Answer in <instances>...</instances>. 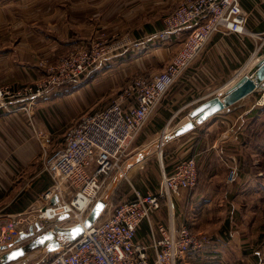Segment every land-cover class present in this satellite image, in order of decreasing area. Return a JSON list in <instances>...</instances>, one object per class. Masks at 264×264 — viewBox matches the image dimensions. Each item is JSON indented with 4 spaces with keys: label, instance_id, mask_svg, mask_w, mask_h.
Returning a JSON list of instances; mask_svg holds the SVG:
<instances>
[{
    "label": "crops",
    "instance_id": "obj_1",
    "mask_svg": "<svg viewBox=\"0 0 264 264\" xmlns=\"http://www.w3.org/2000/svg\"><path fill=\"white\" fill-rule=\"evenodd\" d=\"M182 1L184 0H0V86H8L13 91L33 86L42 77L44 70L38 63L42 56L51 63L57 56L77 45L104 37L127 43V46L117 49L109 59L80 81L45 94L31 111V120L23 110L10 113L0 109V222L34 205L44 187L39 185L42 175L46 178L45 183H52L50 175L41 170L39 161L35 160L40 153L45 154V150L51 151L61 146L70 126L84 113L110 103L134 75L144 73L151 76L166 69L176 51L187 40L191 26L174 32L165 41H149L148 49L143 52L136 50L134 43L145 40L162 28L165 16ZM13 4L22 13L8 16L7 7ZM235 10L248 16L245 32L215 33L196 61L174 83L145 126L149 130L145 132L147 137L144 136L143 142L166 127L173 130L174 136L164 144L166 165L170 166L175 160L186 157H193L198 163L200 174L197 185L183 190L173 202L174 220L178 226H192L196 223V210L200 206L203 213H210L211 203L214 198L220 197L222 184L226 185L224 174H218V170L223 171L224 162L227 163L230 142L238 141L240 130H251L253 127L257 129L258 120L260 122L264 118L260 100L262 96L257 93V86L252 87L248 96L236 100L229 107L231 109L209 115L211 98H207L218 92L236 72L248 65L264 41V0H237ZM23 16L34 24L31 26L33 29L26 31L24 36L18 27L14 26L15 31L9 28L10 20L24 22ZM101 31L108 34L102 36ZM25 38H30L31 43L24 41ZM106 93L110 95V99L100 103L101 97ZM22 99L24 98L17 99L14 104L19 105ZM97 103L104 104L94 108ZM197 118L201 119L200 122L206 118L207 120L193 129L175 134L179 126ZM174 121L177 122L174 124ZM230 126L234 131L226 137L225 132ZM40 130L44 133L43 136ZM145 157L147 159L144 155ZM140 188L143 192L152 191L142 185ZM156 188L158 186L153 185V189ZM135 189L134 187L133 191ZM129 193L130 191L115 199L108 198L107 205L112 209L116 204L135 197L134 193L129 199ZM170 220V209L167 206H163L153 216L154 224ZM38 222L41 223L40 220L36 221ZM35 229L38 228L35 226ZM149 232L150 225L145 220L137 231V240L148 241ZM225 238H220V252L192 254L181 264L244 262L246 257L238 254L237 248L242 246L240 243L247 246L248 239H236L240 244L238 246L235 240ZM2 247L4 244H0V250ZM232 250L236 254H231ZM44 261L45 254L34 249L20 257L16 264H41Z\"/></svg>",
    "mask_w": 264,
    "mask_h": 264
},
{
    "label": "built area",
    "instance_id": "obj_2",
    "mask_svg": "<svg viewBox=\"0 0 264 264\" xmlns=\"http://www.w3.org/2000/svg\"><path fill=\"white\" fill-rule=\"evenodd\" d=\"M236 1L184 0L165 16L161 29L134 43V48L143 52L149 41H164L174 32L192 27L187 40L165 70L151 76L136 74L110 103L84 113L70 126L61 146L52 152L45 150L43 170L51 176L53 183L42 191L29 210L0 222V244L30 240L19 239L29 232L36 220L41 221L39 233L83 221L100 198L103 185L115 171L122 169V161L131 144L151 115L212 36L217 32H245L248 16L235 10ZM122 44V41L104 37L75 46L49 63L46 73L35 85L15 91L0 86V109L10 113L23 110L31 120V111L45 94L80 81L109 59ZM21 97L24 99L20 104H14ZM233 104L225 105L213 114ZM193 123L194 128L202 124ZM233 131L230 126L226 136ZM161 161L162 177L155 191L143 193L135 189L133 199L122 201L112 209L107 205L84 234L63 244L46 264H181L192 254L219 252V237L197 232L188 224L178 226L174 220L173 198L198 183L196 159L181 158L170 166L165 165L163 159ZM236 171V167L231 166V180ZM68 197L71 198L68 200ZM163 206L170 209L171 220L154 224L153 216ZM145 220L150 225L149 239L141 242L137 240V231Z\"/></svg>",
    "mask_w": 264,
    "mask_h": 264
},
{
    "label": "rangeland",
    "instance_id": "obj_3",
    "mask_svg": "<svg viewBox=\"0 0 264 264\" xmlns=\"http://www.w3.org/2000/svg\"><path fill=\"white\" fill-rule=\"evenodd\" d=\"M20 10L21 9L14 4L9 5L7 7V14L8 16L16 14L18 15L22 13V11ZM23 19L24 22L10 20L9 23V28L15 31L14 26L18 27V30L20 31L22 36L26 34V31L32 30L33 27L31 26L34 25L27 21V18L25 16H23ZM107 34L108 33L102 32V36H106ZM24 41H28L31 43L30 38L29 40L25 38ZM110 41L114 40L111 39ZM122 45L127 46L126 41H124ZM258 50L259 51L257 55H264V41H262ZM262 62H264V60H262ZM38 63L41 64V67L44 70L42 75L43 77L46 73V67L50 63V60L45 56H42L41 58H39ZM260 65L262 64L259 63L255 67L257 68ZM261 71L264 72V69H261ZM240 81H242L243 83L245 82V80ZM260 81L262 82V84L260 83L261 87H259L260 84L256 83H254L253 86H257V93H260V96H264V74L262 75ZM128 82H130V80ZM242 84L240 83L234 87L236 88V91L242 88ZM216 94L217 92L212 96H209L207 99L214 97ZM107 99H110V95L106 93L104 97H101L100 103L106 101ZM100 103H97L98 105H95L94 108L103 106L104 103ZM262 111H264V98L262 99ZM209 115H211V113ZM206 120L207 118L204 121ZM204 121H202V123ZM176 122L174 121V124ZM171 126H173L172 123ZM147 130H149L148 127H144L135 141L131 144L128 155L122 161L123 170L119 169L112 174L106 184L103 185V188L101 189L99 194L100 198L108 200V198L112 199L122 197L127 194L128 191H130L129 196L131 197L134 196L135 193V190L133 191L134 187L137 190H142V188H140V185L144 186L145 189H152V191L144 190L145 193H147L146 191H155V189L153 190V185H158L159 187L162 176L161 160L163 159V161L165 162L164 164H167L164 157V144L167 140L160 146L153 145L149 149L148 146L153 141H155L154 139L158 137L163 130L159 131L155 135H151L153 136L152 138H148V140L143 142L142 139L147 137L145 135V132ZM32 131L34 132V130ZM35 133H37L36 130ZM41 134V136L44 135L42 131ZM172 136H174V134ZM52 151L53 150H48V152ZM229 152L230 155H228L227 157V163L224 162L223 171L218 170V174L220 172L221 174H224L226 182L224 184H226L227 186L222 184L223 189L221 190V192H219L220 197L214 198L213 202L211 203L212 205H210L209 207V214L203 213V210L200 209V207L202 206L199 205V209L196 210L197 215H195V217L197 218L196 223H193V227H191L197 232L206 233L213 237L217 236L219 238H225L227 236L228 239L232 241L235 240L234 242L238 246L242 244V246H239L237 248L238 254L240 253L244 255L246 259L240 264H264V118L263 120H260V122L258 120L257 129L253 127L251 130H240L238 141L236 143L230 142ZM144 155L147 156V159L146 157L144 158ZM43 158L44 152L40 153L35 158L36 161H39L41 170H43ZM143 158L146 159L145 161L147 162H145ZM231 166H234L237 169L234 179L232 180L230 179ZM43 174L45 173L43 172ZM238 179L241 180L238 181ZM45 182L46 178L42 175L39 185L44 187L41 189V191H43L44 188L49 187L53 183V180L50 185L49 183ZM131 183H133L134 186H132ZM175 197L173 198V202L175 200ZM70 198L71 197H68V200ZM87 215L85 214V216ZM223 234L225 235L223 236ZM236 239H238L239 241L242 239H248L246 241L248 245L243 246L244 243L239 244ZM18 247L19 245L17 244H4V247H2V250H0V255L7 252H13ZM234 250H232L230 253L236 254ZM54 252L49 253L46 256V260L49 259L48 261H50L54 256ZM19 260L20 257L5 262V264H15Z\"/></svg>",
    "mask_w": 264,
    "mask_h": 264
},
{
    "label": "water",
    "instance_id": "obj_4",
    "mask_svg": "<svg viewBox=\"0 0 264 264\" xmlns=\"http://www.w3.org/2000/svg\"><path fill=\"white\" fill-rule=\"evenodd\" d=\"M264 62H261L262 65L257 67L259 69L258 73L260 77L264 74L261 69H264ZM251 80V79H250ZM249 81V80H248ZM243 83V86H247L248 84ZM242 86V87H243ZM242 89V88H241ZM235 95H228L225 100L217 101L213 104L209 110L211 112H216L225 107V105H229L234 103L236 100L244 97V94H237V91L234 92ZM194 128L193 122H188L184 124L176 130L175 134L179 135L183 132H186L190 129ZM107 206V200L104 198H99L93 207L91 208L90 212L88 213L87 217L85 218L83 224L77 223L70 227H55L53 229H49L45 232H41L39 234H35L36 230L34 226L30 227L29 232L23 234L21 236L22 239H30L26 242L25 245L19 246L16 250L10 253H5L3 256L0 257V264L3 262H8L12 259H17L19 257L25 256V254L31 250L39 249L44 254H49L51 252L56 251L61 247V245L74 241L75 239L79 238L82 234H84L85 230L90 228L95 221L102 215L103 211ZM37 230L41 229V225H37ZM36 235V236H34ZM34 237V238H32Z\"/></svg>",
    "mask_w": 264,
    "mask_h": 264
},
{
    "label": "bare ground",
    "instance_id": "obj_5",
    "mask_svg": "<svg viewBox=\"0 0 264 264\" xmlns=\"http://www.w3.org/2000/svg\"><path fill=\"white\" fill-rule=\"evenodd\" d=\"M177 7V6H176ZM175 7V8H176ZM164 25V24H163ZM162 25V26H163ZM246 26V25H245ZM161 29V28H160ZM191 32V31H190ZM150 33V32H149ZM218 33V32H217ZM174 34V33H173ZM213 37V36H212ZM146 38V37H145ZM169 39V38H168ZM213 39V38H212ZM211 40V39H210ZM165 41V40H164ZM161 42V41H160ZM153 44V43H152ZM152 46V45H151ZM161 46V45H160ZM164 46V45H163ZM159 47V46H158ZM148 49V48H147ZM202 53V52H201ZM264 55H257V54H255V56L250 60V62L248 63V65H246V66H244L242 69H240L238 72H236V74L224 85V86H222L219 90H218V92H217V94L214 96V97H211V102H210V105H212L214 102H216V101H220L221 99H223V100H225L226 98H227V96H228V94H230L231 92H233V91H235L236 90V88H234L236 85H238V84H242L243 82L242 81H240V80H245V82H246V84H248L247 86H243L242 87V89H239L238 90V94H244L245 96H248L249 94H250V92H251V89H252V87H253V85H254V83H256V84H260L261 83V81H260V79H261V77H260V74L258 73L259 71V69H257L255 66L257 65V64H259V63H261L262 62V60H264ZM196 61V60H195ZM264 64V63H263ZM254 71V72H253ZM251 72H253V73H251ZM246 78V79H245ZM251 79V80H250ZM249 80V81H248ZM240 81V82H239ZM244 82V83H245ZM75 83V82H74ZM80 83V82H79ZM82 83V82H81ZM245 84V85H246ZM70 85V84H69ZM243 85V84H242ZM240 87V86H239ZM241 88V87H240ZM249 90H250V92H249ZM249 92V93H248ZM264 93V92H263ZM233 94H234V92H233ZM232 94V95H233ZM247 100V99H246ZM246 102V101H245ZM211 113V115L213 114V112H210ZM195 122V123H199L200 121H201V119H192V120H188L187 122H185L186 124L188 123V122ZM180 127V126H179ZM172 129L171 128H169V127H166L160 134H159V136L158 137H156L154 140L155 141H153L149 146H148V148L150 149V147L151 146H153V145H158V146H160L163 142H165L166 140H168L169 139V137L170 136H172L173 134H172ZM226 137H228V135L226 136ZM147 151V150H146ZM149 151V150H148ZM142 157V156H141ZM195 157V156H194ZM139 161V160H138ZM165 163V162H164ZM171 164V163H170ZM229 166V165H228ZM131 168V167H130ZM229 168V167H228ZM231 168V167H230ZM238 168V167H237ZM123 170V169H122ZM121 170V171H122ZM229 171V170H228ZM200 174V173H199ZM239 174V173H238ZM162 177V176H161ZM230 177V176H229ZM199 179V178H198ZM199 181V180H198ZM228 182V181H227ZM158 186V185H157ZM194 188V187H193ZM192 189V188H191ZM154 190V189H153ZM156 190V189H155ZM142 191V190H141ZM143 193H145V192H143ZM100 196V195H99ZM118 196V195H117ZM115 199V198H114ZM130 199H131V197H130ZM133 199V198H132ZM107 200V199H106ZM34 201V200H33ZM32 201V202H33ZM97 201V200H96ZM175 201V200H174ZM85 202V200H83V203ZM95 204V203H94ZM162 209V208H161ZM29 210V209H28ZM91 210V209H90ZM168 210V209H167ZM90 212V211H89ZM19 213V212H18ZM14 214V213H13ZM176 214V213H175ZM7 217V216H6ZM87 216H85L84 217V219H83V221L81 222L82 224H83V222H84V220H85V218H86ZM37 221V220H36ZM179 222V221H178ZM36 223V222H35ZM166 223V222H165ZM77 224V223H76ZM37 225H40V223L38 222V223H36V224H34V229H35V226L37 227ZM75 225V224H74ZM190 225V224H189ZM29 230H30V228H29ZM36 230V229H35ZM39 230H36V235L37 234H39V232H38ZM46 231V230H45ZM200 231V230H199ZM226 231V230H225ZM42 232H44V231H42ZM41 233V232H40ZM201 233V232H200ZM226 234H228V233H226ZM36 235H34V236H36ZM225 234H223V236H224ZM230 235V234H229ZM231 236V235H230ZM227 237V236H226ZM32 238H34V237H32ZM221 238V237H220ZM224 239V238H223ZM19 240H24V239H22L21 237H20V239ZM228 240V239H227ZM145 241V240H144ZM26 242L27 241H25V242H21L20 244H19V246H22V245H25L26 244ZM17 242H15V243H12V244H16ZM3 245V244H2ZM223 245V244H222ZM62 246V245H61ZM14 248V247H13ZM61 248V247H60ZM59 248V249H60ZM12 250V249H11ZM58 250V249H57ZM56 250V251H57ZM36 252H37V250H35ZM35 251H34V253H35ZM55 251V252H56ZM224 251V250H223ZM55 252H54V254H55ZM220 252V251H219ZM52 253V252H51ZM44 254V253H43ZM224 254V253H223ZM28 255V254H27ZM35 255V254H34ZM29 256V255H28ZM43 256V255H42ZM45 256H47V254H45ZM208 256V255H207ZM206 256V257H207ZM210 256H212V255H210ZM222 256V255H221ZM220 256V257H221ZM193 257V256H192ZM225 257V256H224ZM203 258V257H202ZM200 259V258H199ZM209 259H210V257H209ZM214 260V259H213ZM216 260V259H215ZM189 261V260H188ZM207 261H209V260H207ZM207 261H205V262H207ZM212 261V260H211ZM225 261V260H224ZM191 262V261H190ZM200 262V261H199ZM18 263H19V261H18ZM192 263V262H191ZM195 263V262H194ZM16 264V263H15ZM40 264V263H39ZM223 264V263H222ZM225 264V263H224Z\"/></svg>",
    "mask_w": 264,
    "mask_h": 264
},
{
    "label": "trees",
    "instance_id": "obj_6",
    "mask_svg": "<svg viewBox=\"0 0 264 264\" xmlns=\"http://www.w3.org/2000/svg\"><path fill=\"white\" fill-rule=\"evenodd\" d=\"M66 86H68V85H66ZM47 255H48V254H47ZM48 260H49V259H47L46 261L42 262L41 264H46Z\"/></svg>",
    "mask_w": 264,
    "mask_h": 264
}]
</instances>
